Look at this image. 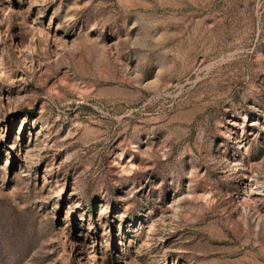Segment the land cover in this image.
<instances>
[{"label":"rangeland","instance_id":"rangeland-1","mask_svg":"<svg viewBox=\"0 0 264 264\" xmlns=\"http://www.w3.org/2000/svg\"><path fill=\"white\" fill-rule=\"evenodd\" d=\"M0 264H264V0H0Z\"/></svg>","mask_w":264,"mask_h":264},{"label":"bare ground","instance_id":"bare-ground-1","mask_svg":"<svg viewBox=\"0 0 264 264\" xmlns=\"http://www.w3.org/2000/svg\"><path fill=\"white\" fill-rule=\"evenodd\" d=\"M32 48H33V47H32ZM34 50H35V48L31 49V51L28 52V53L34 54Z\"/></svg>","mask_w":264,"mask_h":264}]
</instances>
